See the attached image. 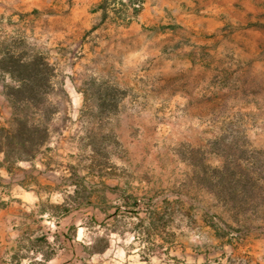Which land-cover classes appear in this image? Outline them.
Wrapping results in <instances>:
<instances>
[{
	"label": "rangeland",
	"instance_id": "rangeland-1",
	"mask_svg": "<svg viewBox=\"0 0 264 264\" xmlns=\"http://www.w3.org/2000/svg\"><path fill=\"white\" fill-rule=\"evenodd\" d=\"M49 22L1 21L0 64L54 68L62 110L36 159L64 209L97 208L101 247L113 232L146 240L152 221L160 254L216 236L232 264H264V0H96L61 39ZM9 81L0 71L3 125ZM125 187L137 214L120 209Z\"/></svg>",
	"mask_w": 264,
	"mask_h": 264
},
{
	"label": "crops",
	"instance_id": "crops-1",
	"mask_svg": "<svg viewBox=\"0 0 264 264\" xmlns=\"http://www.w3.org/2000/svg\"><path fill=\"white\" fill-rule=\"evenodd\" d=\"M94 2L0 0V22H26L37 11L50 21L48 27L54 38L61 39L65 21L72 20L80 10L88 12ZM30 169L37 173L35 184L25 175ZM122 191L120 209L137 214L143 208L137 193L127 187ZM63 201L57 183L48 180L42 160L21 162L9 171L0 153V264H232L224 252H217L215 245L220 239L216 236L203 238L205 247L201 250L188 247L184 255H177L164 248L160 254L152 221L146 240L132 237L128 241L113 232L101 247L94 237L95 226L88 223L97 208L93 204L70 206L65 214ZM149 207L154 209L153 204Z\"/></svg>",
	"mask_w": 264,
	"mask_h": 264
},
{
	"label": "trees",
	"instance_id": "trees-1",
	"mask_svg": "<svg viewBox=\"0 0 264 264\" xmlns=\"http://www.w3.org/2000/svg\"><path fill=\"white\" fill-rule=\"evenodd\" d=\"M129 1L135 4L137 0ZM0 71L10 79L2 82L1 94L12 109L6 124L0 122V153L12 171L21 162H33L48 145L55 131V117L62 109L50 99L54 68L43 57L35 56L29 62L5 58ZM61 92L67 98L65 91Z\"/></svg>",
	"mask_w": 264,
	"mask_h": 264
}]
</instances>
